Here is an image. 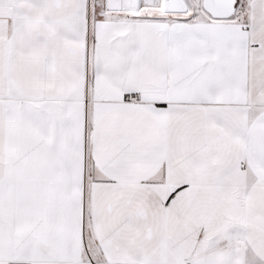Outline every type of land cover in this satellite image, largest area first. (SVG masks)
I'll use <instances>...</instances> for the list:
<instances>
[{
    "label": "snow or ice",
    "instance_id": "6c2138e0",
    "mask_svg": "<svg viewBox=\"0 0 264 264\" xmlns=\"http://www.w3.org/2000/svg\"><path fill=\"white\" fill-rule=\"evenodd\" d=\"M0 264H264V0H0Z\"/></svg>",
    "mask_w": 264,
    "mask_h": 264
}]
</instances>
